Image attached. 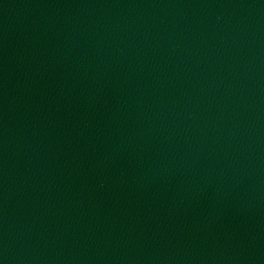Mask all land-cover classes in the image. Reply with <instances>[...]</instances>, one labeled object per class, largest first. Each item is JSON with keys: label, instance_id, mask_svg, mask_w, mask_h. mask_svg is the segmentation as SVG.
Listing matches in <instances>:
<instances>
[{"label": "water", "instance_id": "obj_1", "mask_svg": "<svg viewBox=\"0 0 264 264\" xmlns=\"http://www.w3.org/2000/svg\"><path fill=\"white\" fill-rule=\"evenodd\" d=\"M0 264H264V0H0Z\"/></svg>", "mask_w": 264, "mask_h": 264}]
</instances>
